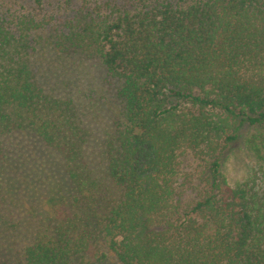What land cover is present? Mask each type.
I'll return each instance as SVG.
<instances>
[{"label":"trees","instance_id":"1","mask_svg":"<svg viewBox=\"0 0 264 264\" xmlns=\"http://www.w3.org/2000/svg\"><path fill=\"white\" fill-rule=\"evenodd\" d=\"M45 25L0 12V159L12 137L34 136L62 156L71 195L12 264H95L107 251L119 264H264V0H83L49 30L56 50L97 57L114 82L110 185L87 167L84 115L35 78ZM245 127L253 164L232 185Z\"/></svg>","mask_w":264,"mask_h":264},{"label":"rangeland","instance_id":"2","mask_svg":"<svg viewBox=\"0 0 264 264\" xmlns=\"http://www.w3.org/2000/svg\"><path fill=\"white\" fill-rule=\"evenodd\" d=\"M82 1L0 0V12L31 15L46 24L44 30L39 32L40 38H37L38 44L31 56L35 78L47 92L70 99L76 110L84 115L89 133L83 151L87 167L98 182L108 184L102 151L105 133L113 127L120 112L114 82L106 76L97 57L64 54L48 42L49 30ZM88 1L92 6L133 9L138 4L158 0ZM254 133L256 129L245 127L244 137L229 153L225 172L232 185L246 178L253 164L251 138ZM0 161V173H3L0 260L12 264L22 259L24 248L35 239L36 234L52 226L56 216L64 212L71 188L62 156L32 135L18 134L12 137ZM95 264L119 263L107 251L105 260Z\"/></svg>","mask_w":264,"mask_h":264}]
</instances>
